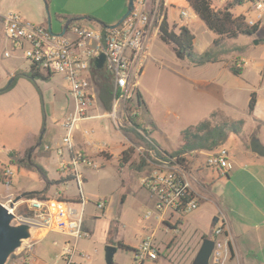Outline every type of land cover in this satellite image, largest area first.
Returning a JSON list of instances; mask_svg holds the SVG:
<instances>
[{
	"label": "rangeland",
	"instance_id": "rangeland-1",
	"mask_svg": "<svg viewBox=\"0 0 264 264\" xmlns=\"http://www.w3.org/2000/svg\"><path fill=\"white\" fill-rule=\"evenodd\" d=\"M227 1L212 0V4L220 8ZM9 2L12 3V0H2L7 13L15 10ZM164 2L170 26L176 32L184 24L189 26L196 34L194 51L199 54L206 52L209 48H206L205 41H211L214 34L201 22L203 27L197 29V21L200 18L186 0ZM252 3L248 0L243 5L236 6L232 12L239 17L245 16L247 23L256 21L257 12L253 10ZM184 12L189 13V18H182ZM46 15L48 17V14ZM49 15L53 32L60 35L62 25L56 20L60 14L49 9ZM90 29L98 31L94 26ZM4 31L0 23V90H5L12 80L17 78L10 91L0 94V168L6 172H13L10 184L2 183L0 180V201H4L5 193H13L14 200L23 192L45 191L49 185L50 190L47 194L50 198L64 199L62 197L64 196L85 201L83 234L87 236L80 240L58 232H49L44 240H38L35 236L21 251L12 255L9 263L26 259L35 246L34 254L38 257L51 264H66V249L75 246L78 251L74 259L76 264H107L106 248L116 246L118 252L114 254V264H185V256L195 253L196 239L201 231L207 228L213 210L209 209L196 226L187 225L188 215L169 217L170 221L175 223L180 219L178 224L184 221L180 231L161 224L155 216L146 218L154 209L155 201L141 187L142 174H139L136 168L142 165L146 174L151 170L143 157L145 152H139L141 148L139 146L146 144L138 134L147 138L151 144L158 141L162 147L159 146V150L172 154L178 152L182 146V133L192 126L203 123L199 120L207 115L205 111L207 108L208 110L219 108L229 116V120L236 122L242 120L247 130L244 137H239L235 132L230 133L222 149L238 159L239 152H253L251 145L254 141L264 147V125L258 127L254 123L251 124L253 116L248 111L253 93H256V96H264V20L259 23V30L254 35L224 42L225 49L231 51L224 57L225 62L232 63L238 59L244 64L243 73L238 77L218 65L203 68L193 66L187 60L180 61L172 48L160 41L159 36L150 39L151 59L146 64V75L141 78L140 87L143 105L130 107V104H127V109L122 113L124 123L121 131L107 118L86 123L92 138L101 146L111 147L113 156L109 162L96 160L95 167H82L81 173L87 181L83 184L75 179L68 184L60 182L61 178L67 176L76 177L73 170L65 172L60 170L62 159L57 152L59 144H63L62 137L66 135L65 119L74 108L69 84L60 74H54L45 81L37 79L36 85L21 76L30 73L31 63L24 58L22 50L14 47ZM204 79L212 82L215 92L217 90L222 92L220 94L222 100L203 93L210 85H198L196 81ZM106 113L100 105L95 106L92 112L96 115ZM217 113L218 110H215L211 114V120L215 119ZM124 114L128 116L126 118L130 124L125 120ZM131 117L136 119L140 128L134 126ZM27 131H31L37 137L36 147L33 149L35 153L32 151V155L29 154L32 156L31 166L20 168L12 161L16 162L18 156L21 159L24 156L18 155L12 160L9 154L12 152L15 154L21 147L20 142ZM39 142L41 146L37 147ZM130 142L135 145H131L135 148L132 157L135 166L128 165L122 169L117 158L122 153V146ZM108 155L102 154L104 158H109ZM192 155L187 153L183 164V168L188 172ZM200 159L204 164L206 156H200ZM202 169L198 172L199 178L205 180L221 196L222 201L235 198L231 195L234 193L233 185L226 184L224 180L226 177L213 175L212 170L205 165ZM34 195L39 193L25 195L16 203L17 209L14 214L17 217L30 215L24 202ZM12 200L5 205L10 207ZM99 203H106L105 211L97 208ZM149 238L153 239L159 252L158 260L147 259L140 263L135 256L136 251H139L143 242ZM121 243L131 250L119 249L118 245ZM198 254L199 251L196 255ZM81 255L88 256V260L84 261Z\"/></svg>",
	"mask_w": 264,
	"mask_h": 264
},
{
	"label": "built area",
	"instance_id": "built-area-1",
	"mask_svg": "<svg viewBox=\"0 0 264 264\" xmlns=\"http://www.w3.org/2000/svg\"><path fill=\"white\" fill-rule=\"evenodd\" d=\"M165 0H133V8L126 19L105 30L98 31L82 24H69L62 29L61 34L49 30L48 25L29 23L18 13L4 16V30L15 48L24 53V58L31 63L36 71L45 76L54 74L62 78L70 86L73 99V111L66 117L64 129L66 135L62 138L63 145L57 152L62 159L61 171L73 170L77 181H81L78 167H95V162L86 154L75 150L73 138L81 122L94 118H107L121 130L123 127V110L128 105L141 106V78L144 77L146 64L151 59L150 39L159 36L160 25L165 17ZM129 3V1H128ZM252 8L257 12V20L248 22L250 26L264 20V0H253ZM189 13H182L184 19ZM104 56L102 68L96 67V60ZM105 73L109 76L113 87L112 110L103 115H92L95 106L100 104V93L95 82V73ZM125 113V111H124ZM125 118L128 117L124 114ZM129 124V120L125 119ZM84 143L106 153L108 146L102 145L92 138L90 130L83 132ZM153 145V144H152ZM67 151V152H66ZM139 152L151 170L141 177V187L154 198L155 206L146 218L155 216L163 223L169 222V217H182L200 207L195 198L191 183L190 172L183 168L182 156L172 155L159 150L157 147H141ZM67 153V159L64 154ZM186 160V159H185ZM205 167L214 169L223 175L233 169L230 155L225 149H219L209 154L204 163ZM12 171L6 175L12 177ZM81 183V182H80ZM85 201L70 202L56 198H29L24 204L28 207V217H18L20 221H29L37 226V231L58 232L69 235L76 240L87 237L83 234V213ZM104 211L106 203L97 205ZM17 206L12 208L14 214ZM15 215V214H14ZM221 226L217 227L211 239L215 248L210 256V264H224L231 256L229 238L223 229L224 219H220ZM66 264L74 262L77 248L67 247ZM32 251V250H31ZM159 252L149 238L143 242L135 254L137 260L143 263L150 259L157 261ZM83 260L88 256L81 255Z\"/></svg>",
	"mask_w": 264,
	"mask_h": 264
},
{
	"label": "crops",
	"instance_id": "crops-1",
	"mask_svg": "<svg viewBox=\"0 0 264 264\" xmlns=\"http://www.w3.org/2000/svg\"><path fill=\"white\" fill-rule=\"evenodd\" d=\"M46 1L48 2L47 5H46ZM9 5L13 6V8L15 9L14 11H10V12H15L20 14L22 18H24V20L29 23L46 25L47 24L46 14L49 13V9H52L53 13L60 14L63 17L81 16L83 18H88V19L92 18L93 20L92 22L85 20V21H81L80 23L83 26H87V27L94 26L97 27L98 29L103 25H105L106 27H113L117 25L118 23H120L121 19H123L126 16L128 12V0H12V3L9 2ZM47 7L48 10H46ZM10 12L7 13L5 11V7L3 6L1 0L0 23L3 27V30H4V16H7ZM166 13L168 18L167 6H166ZM200 22L201 21L198 19L197 29L198 28L201 29V27H203L202 26L203 23L201 22L202 23L201 24ZM60 24L62 25V29L66 25L62 23ZM183 27L188 28L194 36L196 35L189 26H186L184 24ZM216 38L217 36L214 34L211 36V41L209 42L205 41L206 42L205 44L207 46L206 48L209 49L212 48L213 41H215ZM214 65H218L224 70L228 69L231 72L230 70L231 61H227L226 63L225 60L222 61L221 63L218 62L209 63L203 66V68H208ZM196 83L198 85H206V86L210 85L209 88L204 89L203 93L207 94L210 97H217L218 100L219 99L222 100L221 98L222 96H220L222 92L220 90H217L216 91L217 94H216L215 89L212 87L213 84L211 81L204 79L199 81L197 80ZM98 105H100L102 110H104L101 104ZM215 110H218V113L215 119L211 120V114ZM205 111H207V115L201 118L199 120L200 122L211 120L213 123L220 124V123L232 121L229 120L228 118L229 116H227L225 112L219 110V108L218 109L215 108L212 110H208L207 108ZM92 115L95 116L96 114H92ZM251 116H253V120H251V124L254 123L255 125H258V127L264 125V96H257L255 110L253 111ZM96 119L99 118H94L91 120H96ZM88 121L81 122L79 124L78 130H76V133L73 138V144L75 146V150L79 151L84 155L86 154V156L90 157L94 162L98 159L103 162H109L113 156L111 152V147L108 146V150L106 151V153L109 154L108 155L109 158H104L102 154L99 152V149L97 147L89 146L84 143L85 139L83 137V132L85 130H89L86 127V123ZM245 127L246 124H244L242 133L239 135V137H244L245 133L247 132ZM36 141H37V137L33 135L31 131H27L25 137L20 142L22 143L21 147L18 150H16L15 153L19 152L20 155L23 156V154L26 152L27 149L31 147H36L35 144ZM62 145L63 144H59L60 147ZM131 145H133L132 142H130L128 145L122 146L121 152L123 153L124 151H126L128 148L131 147ZM153 145L158 149L161 147L158 141H155ZM244 145L248 150L246 142H244ZM139 147L146 148L147 146L144 145ZM215 151L216 150L201 151V152L194 151L193 153H191L193 154L190 157L191 183L195 198L198 200L200 207L197 211L188 214L187 225L188 224H193L194 226L198 225L199 221L202 218H204L207 212H209V209L213 210L212 211L213 216L207 228L205 230H202L200 236L196 239L197 249L195 248L196 250L195 253L185 256L186 258L185 264H194L196 259L195 256H197L196 255L197 252L200 251L204 239L211 238L214 230L222 225L221 221H219L220 219H224L223 229L225 231V234H227L229 238V246L231 251V256L225 261L224 264H264V157L255 154V152H239L237 159L235 155L229 154L230 160L233 164V169L229 174L223 175L218 171L211 169L213 175L219 174L220 178L226 177V179H224L226 181V184L233 185L234 193H231V195H233L235 198H228V200L222 201V199L220 198L221 196L217 192H215L214 189L211 188V186H209L205 180L199 178L198 176V172L203 170L202 167H204V164L202 163L200 156H206L207 158L209 154ZM12 153H10L9 155H12ZM33 153H35V151H33ZM122 153L117 158L118 162L120 160V157L122 156ZM64 155L65 158L64 156L63 158L67 159V153ZM14 158H12V160ZM82 167L84 166L78 167L79 170L78 172L80 173L79 175L81 176V182L83 184L86 183L87 181L81 173ZM138 173L142 174V176L146 174L144 168L138 170ZM75 180L77 181L76 177ZM70 182H66V184ZM49 190L50 187L48 185V188L45 191L23 192L20 195L23 196V195H29L30 193H39V195L46 196L45 198H50L47 194ZM62 197L70 202H74L77 199L70 197L65 198L64 196ZM12 199H13V193H5L3 196L4 201H0V204L5 205L7 202H9ZM179 220H177L176 223L171 222L170 219L169 222L166 223H163L160 220L159 222L172 229H175V231H180V229L183 227L184 221L182 220L178 224ZM48 233L49 232L46 231H36L35 236H37L38 240H44L47 237ZM190 249L191 247H189V251ZM34 251H35V246H33L32 251H30L26 259L14 260L9 264H51L49 261L42 259L38 257V255L34 254Z\"/></svg>",
	"mask_w": 264,
	"mask_h": 264
},
{
	"label": "trees",
	"instance_id": "trees-1",
	"mask_svg": "<svg viewBox=\"0 0 264 264\" xmlns=\"http://www.w3.org/2000/svg\"><path fill=\"white\" fill-rule=\"evenodd\" d=\"M246 1L248 0H228L222 7L219 8L213 6L212 0H186V3L199 16L204 26L217 36L215 41H213L212 48L202 54L196 53L194 51L195 36L188 28L182 27L178 32H176L174 28L168 24L167 13L163 8L162 1L161 12H165V17L160 25V41L165 45L170 46L180 61L187 60L193 66L201 67L209 63H221L224 61V57L231 52L230 50L225 49V41L237 39L241 36H252L259 30V24L250 26L247 23L245 16L239 17L232 12L236 6H241L246 3ZM249 1L253 2V0ZM47 4L48 2L46 1V5ZM56 20L62 24H81V21H93L92 18L88 19L81 16L63 17L62 15H57ZM101 27L103 30L107 28L105 25ZM243 66L244 64L240 60L236 59L235 61H232L230 70L238 77L243 73ZM21 76L30 80L35 85L37 79H42L45 81L50 77L36 71L34 67H31L30 73L22 74ZM16 78L17 77L12 80L10 85L5 90H0V94L10 91L15 85ZM95 82L100 93L99 100L101 106L106 112H111L114 94L109 76L101 72L95 73ZM142 98L143 97L140 95L139 100L141 103H143ZM256 101V93H253L248 104V111L250 114H252L255 110ZM131 120L135 127L140 128V125L136 119L131 117ZM243 126L244 122L242 120L238 122L231 121L220 124L213 123L211 120H206L199 125L190 127L182 133V146L178 152L176 151L172 153V155L182 156L187 153H193L194 151H217L226 143L230 133L235 132L237 135H240L242 133ZM138 136L144 141L147 147H155L150 143V141H148L146 138H143L140 134H138ZM33 149L34 147L27 149L23 154V159L18 156L20 155L19 152L10 155L11 159L17 156L19 157H17L16 162L12 161V163L18 164L20 168L31 166V155L29 154H31ZM134 154L135 149L133 147H130L124 151L119 160L120 168H125L128 165L134 167L135 163L132 162V157ZM184 161L185 159H181L182 164H184ZM141 166L136 167L137 170H140L142 168ZM74 179L75 177L73 176H67L61 179L60 182L66 183ZM0 180L2 183L10 184L12 178L6 175V171L4 169L0 168ZM34 197H39V195L31 196V198ZM74 202L79 201L76 200ZM118 247L119 249L131 250L130 247L125 246L122 243L119 244Z\"/></svg>",
	"mask_w": 264,
	"mask_h": 264
},
{
	"label": "water",
	"instance_id": "water-1",
	"mask_svg": "<svg viewBox=\"0 0 264 264\" xmlns=\"http://www.w3.org/2000/svg\"><path fill=\"white\" fill-rule=\"evenodd\" d=\"M133 8V0H129L128 12L126 16L121 19L123 21L127 18ZM48 10V7L47 9ZM120 21V22H121ZM47 25L50 31H52L51 16L48 13ZM69 26L66 23L64 31ZM114 27V26H113ZM104 56L96 60V67L102 68L104 63ZM41 145L40 142L37 147ZM252 151L255 154L264 157V147L257 142H252ZM31 194V193H30ZM18 196L10 203V208H14L18 201L24 197ZM37 226L29 221H20L19 218L12 214L9 207L4 204H0V264H8L10 258L17 251H21L28 242L33 241L35 237ZM215 248V243L211 238L204 239L199 254L196 256L194 264H210V256ZM118 252L116 246H108L106 248L105 260L107 264H114V254Z\"/></svg>",
	"mask_w": 264,
	"mask_h": 264
},
{
	"label": "bare ground",
	"instance_id": "bare-ground-1",
	"mask_svg": "<svg viewBox=\"0 0 264 264\" xmlns=\"http://www.w3.org/2000/svg\"><path fill=\"white\" fill-rule=\"evenodd\" d=\"M10 210H12V208L9 207ZM12 212V211H11ZM41 237V236H40Z\"/></svg>",
	"mask_w": 264,
	"mask_h": 264
}]
</instances>
